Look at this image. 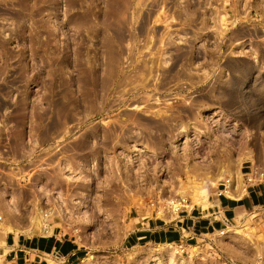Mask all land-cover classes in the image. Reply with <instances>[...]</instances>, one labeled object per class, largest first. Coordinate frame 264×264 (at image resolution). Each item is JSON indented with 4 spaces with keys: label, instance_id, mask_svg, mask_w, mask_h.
<instances>
[{
    "label": "rangeland",
    "instance_id": "obj_1",
    "mask_svg": "<svg viewBox=\"0 0 264 264\" xmlns=\"http://www.w3.org/2000/svg\"><path fill=\"white\" fill-rule=\"evenodd\" d=\"M252 166L264 0H0V230L82 249L48 264H264V206L185 250L127 244L138 215L206 209L226 179L238 196Z\"/></svg>",
    "mask_w": 264,
    "mask_h": 264
},
{
    "label": "crops",
    "instance_id": "obj_2",
    "mask_svg": "<svg viewBox=\"0 0 264 264\" xmlns=\"http://www.w3.org/2000/svg\"><path fill=\"white\" fill-rule=\"evenodd\" d=\"M264 206V183L248 188L235 197L222 195L204 209L194 206L165 218L147 212L131 223L127 244H183L193 247L200 240L225 230L232 221L254 207ZM58 254V257H56ZM82 249L56 233L30 237L0 230V258L2 264H48L50 258L77 261Z\"/></svg>",
    "mask_w": 264,
    "mask_h": 264
},
{
    "label": "built area",
    "instance_id": "obj_3",
    "mask_svg": "<svg viewBox=\"0 0 264 264\" xmlns=\"http://www.w3.org/2000/svg\"><path fill=\"white\" fill-rule=\"evenodd\" d=\"M244 184L246 188L243 191H246L250 187L257 186L259 184L264 183V169L259 166H252L249 167L246 172L242 174ZM232 179H226L221 183L222 190L220 191L219 195H226L228 191L232 190ZM170 203V209L172 212L178 214L183 211L187 206H189V199L186 197H178L174 199ZM1 219V218H0ZM180 249H184L185 246L183 244H178ZM185 250V249H184ZM58 257V254H56Z\"/></svg>",
    "mask_w": 264,
    "mask_h": 264
},
{
    "label": "bare ground",
    "instance_id": "obj_4",
    "mask_svg": "<svg viewBox=\"0 0 264 264\" xmlns=\"http://www.w3.org/2000/svg\"><path fill=\"white\" fill-rule=\"evenodd\" d=\"M52 177V176H51ZM135 182H136V180H135ZM68 189V188H67ZM45 190V189H44ZM50 192V191H49ZM59 193H61V192H59ZM228 197H233L232 195H231V190L230 191H228L227 192V194H226ZM61 198V197H60ZM59 198V199H60ZM62 199V198H61ZM85 200V199H84ZM38 202V201H37ZM64 203V202H63ZM67 203V202H66ZM209 203V202H208ZM207 204V203H206ZM205 204V205H206ZM61 207V206H60ZM8 208H9V210L11 211V212H13L12 211V209H11V207H9L8 206ZM42 208V207H41ZM66 210H68V209H66ZM40 211V210H39ZM37 214V213H36ZM55 218H57V219H64L65 218V213L63 212V211H61V210H58V211H56V210H54V211H51V212H49V213H47V214H45L44 212H39L38 213V215L34 218V219H32L33 220V224H34V226L36 227V228H38V229H43V228H45V230H47L48 229V224H47V222L48 221H50V220H53V219H55ZM47 232V231H46ZM50 232V231H49ZM225 233H226V231H221V235H225Z\"/></svg>",
    "mask_w": 264,
    "mask_h": 264
}]
</instances>
